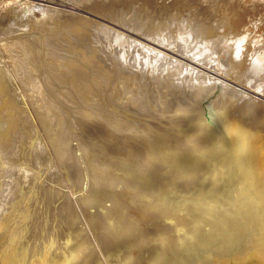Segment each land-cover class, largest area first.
Listing matches in <instances>:
<instances>
[{
	"label": "rangeland",
	"instance_id": "obj_1",
	"mask_svg": "<svg viewBox=\"0 0 264 264\" xmlns=\"http://www.w3.org/2000/svg\"><path fill=\"white\" fill-rule=\"evenodd\" d=\"M149 1L0 0V17L22 10L0 23V257L70 236L81 264L115 246L139 264L135 239L200 182L220 130L250 128L264 153V0Z\"/></svg>",
	"mask_w": 264,
	"mask_h": 264
},
{
	"label": "bare ground",
	"instance_id": "obj_2",
	"mask_svg": "<svg viewBox=\"0 0 264 264\" xmlns=\"http://www.w3.org/2000/svg\"><path fill=\"white\" fill-rule=\"evenodd\" d=\"M16 1H18V0H16ZM98 3L99 2H97V4ZM37 5H39V4H37ZM237 9H238V7H237ZM15 11L22 13V10H15L14 9L12 12H10V14H8L9 16H7L6 14L2 15L0 17V23H1V21H5L4 23H6V24L11 23V22L14 23L17 19L16 15H13V14H15ZM238 12H239V10H238ZM184 29L186 30V27ZM181 30H183V28ZM199 30H200V28H199ZM115 32L119 36L120 33L118 31H115ZM0 37H2V36H0ZM200 37H201V35H200ZM205 38H208V37H205ZM4 40H5V38H4ZM31 41H30V43H31ZM30 43H28V44H30ZM199 44H200V42H199ZM8 45H10V44H8ZM25 45H27V44H25ZM147 48L151 52L156 51L154 49H151L150 47H147ZM26 50H28V48ZM258 57L259 58H256L255 61L258 65H261L264 61V54L261 56H258ZM1 60L2 61H0V76L4 72H5V74L7 73V75H10L9 74V73H11V72H9L10 71L9 70L10 63L6 62L5 58L2 55H1ZM15 64H17V63H15ZM44 66H46V65H44ZM112 66H110V67H112ZM17 72H18V70H17ZM167 78H168V76H167ZM128 79H130V78H128ZM133 81H135V80H133ZM131 88H132V85H131ZM128 89H130V88H128ZM210 111L211 110L209 109V112ZM212 113L213 114H211V115L209 114V116H206V124H209L211 127H214V126H212V125H214L213 124L214 122L212 121L214 119L213 118L214 112H212ZM214 117H216V115ZM197 120H200V119H197ZM203 120L205 121V118ZM201 124H203V121ZM204 124H203V126H204ZM234 125L233 124L228 125V127L225 131L219 129L221 131V134L215 133L216 135H218V134L222 135V137L220 138V140H218V141L216 140L215 146H213V145L208 146V147H211V149H210L211 151H214V152H212V154L209 155L211 157V159L209 160L208 163L212 162L213 164H210L209 168H207L204 175L201 176L200 182L197 183V185H195V187H193V188L187 187V188H189V190L185 189L184 191H182V192H185L183 194L181 191H178V194L180 193V195H182L181 196L182 198L180 197L181 199H179V198L177 199V200H179L177 202L178 205L176 203H174L177 206L174 212H172V210H170L172 213L169 212L168 214H164V215L160 214V216H162L161 220L159 221L158 220L159 218L157 220L159 222H161L162 220L163 221L167 220L168 221V222L166 221L167 224L162 222L161 225L155 226L157 229L155 231H153L154 236H153V238L149 236L150 239H148V241L146 239L145 241L140 242L141 237L138 240L135 239L136 242H138L139 244L140 243L143 244V249H144L143 255L146 257V258H142V260L141 259L137 260L139 262V264H189L191 259L195 260L198 257V253L200 252V250L206 249L209 246H212L211 250H210L211 252H219V255H221L224 258H228L232 255L233 257L236 258V260H244L245 259L242 262L237 261V262H235V264H264V153L260 154V152H259V156H258V154L255 153V151H257L256 150L257 147L255 149L251 146L253 143V141H251V139L252 140H254V139L250 133L251 131L248 130L250 128L246 129L244 127H235ZM179 131H181V130L179 129ZM209 131L213 133V131H211L210 129H209ZM203 132H205V131H203ZM186 134H188V133H186ZM211 134H210V136H211ZM255 134H254V136H256ZM212 135H214V134H212ZM218 136H216V137H218ZM197 137L200 138V136H197ZM258 138L260 139V142L262 144V141H261L262 138H260V137H258ZM214 139H216V138H214ZM212 140H213V138H212ZM211 144H213V143H211ZM258 147H260V146H258ZM263 152H264V150H263ZM193 153H192V155H193ZM199 154H200V151H199ZM206 155H208V154L206 153ZM255 155L258 156L256 159L253 158ZM199 157H201V156H199ZM191 166H192V164H191ZM199 172H201V171H199ZM201 173H203V170ZM180 177H182V175ZM193 177H194V175H193ZM186 183H187V181H186ZM174 190H175V188H174ZM168 191H167V193H168ZM171 198H169V199H171ZM175 198H177V197H175ZM174 202H175V200H174ZM145 203L143 202V204H145ZM149 203H147V204L150 206L153 204V203H151V204H149ZM171 203H173V202H171ZM167 204H169V203H167ZM169 206H166V211H167V207H169ZM155 207L156 206H154V208ZM141 208H140V212H141ZM142 209H144V208H142ZM152 209H150V210L146 209V210L151 211ZM157 211H158V209H157ZM147 212L145 211V213H147ZM154 212L155 211H153V213ZM164 213H167V212H164ZM156 215H154V216H156ZM151 218L153 220V217H151ZM117 223H118V221H117ZM131 223H132V221H131ZM131 223H129V224H131ZM131 226H132V224H131ZM129 228H131V227H127L124 229H129ZM148 233H149V231H148ZM148 233L146 235V238L148 236ZM127 234H128V232H127ZM67 241L68 242L66 243L64 248L60 251V254H57V255L54 254L52 256L50 254L48 255L47 253H41L36 258H34V259L29 258L30 259L29 261H25V259H24L25 254L24 253H21L15 257V255L12 256L13 255L12 252H9L6 255L0 257V264H81L82 260L79 262V258H80L79 252H81V250H82V248L79 247L80 243L77 244L74 241V238L72 239L70 236L68 237ZM134 244H132V245L134 246ZM136 245H138V244H136ZM123 246L126 247L125 244ZM80 248H81V250L79 251ZM118 248L121 249V246L120 247L115 246L114 248H112L110 250V253L108 254V256H110L111 260L108 258L106 260L107 264H135L136 261L131 259L132 257H134L135 254H133V256H131V258H130V256L128 257L125 255L126 253H122V252L120 253L121 250L117 251ZM125 252H126V249H125ZM131 252L132 251H130V253ZM136 254H137V251H136ZM88 257H87V259H88ZM135 257H137V256H135ZM13 258H15V259H13ZM211 261H213V260H211ZM141 262H143V263H141ZM198 262H201V260H199ZM216 263H217V261H216ZM223 263L228 264L225 261ZM223 263H218V264H223ZM92 264H94V263H92Z\"/></svg>",
	"mask_w": 264,
	"mask_h": 264
},
{
	"label": "water",
	"instance_id": "obj_3",
	"mask_svg": "<svg viewBox=\"0 0 264 264\" xmlns=\"http://www.w3.org/2000/svg\"><path fill=\"white\" fill-rule=\"evenodd\" d=\"M211 247L209 246L206 249L200 250V252L198 253V257L193 260L191 259V261L189 262V264H196L199 260H201V262H198L197 264H218V263H223L224 261L228 264H235V262H242L244 260H236L235 257H233L232 255L228 258H224L221 255H219V252H211ZM234 251V250H233ZM213 260V261H211ZM217 261V263H216ZM224 264V263H223Z\"/></svg>",
	"mask_w": 264,
	"mask_h": 264
}]
</instances>
